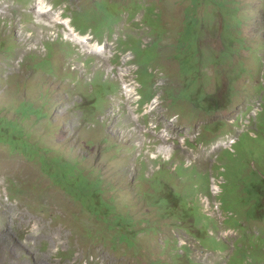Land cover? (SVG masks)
Instances as JSON below:
<instances>
[{
	"label": "rangeland",
	"instance_id": "374dc122",
	"mask_svg": "<svg viewBox=\"0 0 264 264\" xmlns=\"http://www.w3.org/2000/svg\"><path fill=\"white\" fill-rule=\"evenodd\" d=\"M43 2L44 12L40 0H0V119L33 144L0 138V264H228L239 234L225 224L218 187L226 181L222 189L237 196L264 177V70L250 49L264 63V0ZM86 94L84 104L107 100L90 117L79 107ZM207 94L218 108L203 105ZM136 99L140 107L158 100L141 112ZM57 158L78 165L79 185L65 187ZM161 168L163 177L195 169L211 179V197L205 181L199 200L177 192L167 206L174 217L202 207L225 252L207 238L202 248L158 206L184 192L182 177L149 180ZM111 199L119 217L135 220V234L109 226L118 220ZM255 256L264 264V251Z\"/></svg>",
	"mask_w": 264,
	"mask_h": 264
},
{
	"label": "trees",
	"instance_id": "16d2710c",
	"mask_svg": "<svg viewBox=\"0 0 264 264\" xmlns=\"http://www.w3.org/2000/svg\"><path fill=\"white\" fill-rule=\"evenodd\" d=\"M92 96L91 94H86L83 95L84 99H82V101L79 104V107L81 108V112L83 114L84 117H90V115L95 111V110H99L103 107V105H100V103H104L100 102V103H96L99 101V98H93L87 100L88 102H86L84 104V101L87 97ZM91 110V114H89V111ZM262 114H264V112H261ZM47 117V115H41L38 116V118L43 119ZM24 131V129H23ZM0 132L3 134L0 135V138H2L5 135H10V136H14V137H19L20 139H22V141L26 144V145H33L30 143V136L26 135L25 131L22 132V134H14L12 133V130L10 129V127H7L5 125V123L3 122V120L0 119ZM6 143H8L7 141H5ZM9 144V143H8ZM55 161L57 163H59V176H61L63 179H65V187H75L77 185H79V181H75V177H76V172L79 170L78 169V165L77 164H72L68 161L63 160L62 158H57L55 159ZM144 163V162H143ZM256 165V163H255ZM253 172H257L256 169H254L253 166H251ZM188 169H190V167H188ZM164 172H166L165 168H161L159 171H157L152 178H150L149 180H153L157 179L159 182H162L163 179H165L164 177H167V181L169 180V175L174 179L177 177H182L183 178V174L177 176L176 171L174 172V175H164ZM171 173V172H170ZM188 174H193V176H191L189 178V180L187 179V183H186V187L182 184L181 186L184 189V192L182 193L180 190L174 192V194L171 196V198L169 197L167 200L161 202V198H159V200H157V204L158 206L162 209V211L166 212V214H170L174 217V215L172 214V212L170 211L169 206L167 205H171V206H175L176 203H178V199L176 198L175 194L177 192H179V195L182 197L183 199H187L188 201L192 198V195L196 194L199 191V188L202 186V184L204 183V179L201 180L198 176V174L196 173L195 169H192L191 173ZM197 176V179L195 180V177ZM261 178H255V179H249V182L246 184V186L244 187V191L245 193H247L249 199L243 203H241L242 208L246 209V213L244 214L243 218L245 217H249L251 218H258V217H262L264 215V177H262V175H259ZM143 180H145L144 175L142 177ZM99 182L104 183V181L99 180ZM156 184L158 183H154L153 188L156 189ZM169 184V183H168ZM82 186H87L89 188V190L93 189L94 186L90 185L89 181L86 179L83 181V183H81ZM164 188L161 191V197H163L166 192L170 189H166ZM159 190V189H158ZM73 191V188L72 190ZM68 192V191H67ZM99 192L96 191L94 192L92 195H94V197L96 198V195H98ZM170 196V195H168ZM226 202L222 201V206L225 209H227L228 212H233V208L235 207V201L232 200L231 196H226ZM112 203H110L107 207L108 211H109V215L111 216H117L118 220H116L113 224H109V226L111 228H113L114 230L116 229L117 232L121 231V227L126 229V234L127 233H136L135 229L137 225H133L132 221L135 222V220L133 219L132 221L129 220H124L125 218L122 216H118L117 214V208L113 205L114 203V199H111ZM241 208V207H240ZM241 208V209H242ZM242 218V219H243ZM174 219L176 221H178V228H180L181 230H185L186 232L191 231L192 227L197 229V233L199 235V238L201 240L203 239H208L209 236L208 231H209V227L206 225H212L213 227L215 226L214 221L210 218L207 217L205 215L200 217V214L194 213V209L192 207H190L188 209V214L183 216V215H179L177 217H174ZM241 218L238 217H232L228 220L227 225L231 226L233 228L238 229L240 232H244L245 231V226L241 223ZM143 224V223H142ZM206 224V225H204ZM250 225V224H248ZM132 227V231H130V228ZM144 231V230H143ZM141 231V232H143ZM120 236V235H119ZM130 236V235H128ZM121 237V236H120ZM122 239L124 240V236H122ZM136 240L137 237H135L133 240H130L128 246L129 248L133 249V247L136 244ZM210 241L213 242V245H221L222 249L225 250V246L224 244H221V241L216 240V238L211 237V239H209ZM208 242L206 243H202V246H205ZM169 244V245H168ZM239 244H243L242 247H240L236 253H234L232 256H230V260L228 262V264H260L259 260L257 258V256H255V253H259L260 251H264V234L262 235V237L258 240V241H254L252 239H250L249 237H245L244 235H242ZM171 244L169 242H167L166 248L169 247ZM239 245V246H240ZM228 247V246H227ZM256 248L255 250L252 249ZM165 248V250H166ZM205 248V247H204ZM182 250L184 252H186L187 254L189 253V251H186V248H182ZM249 253V254H248ZM180 256H183V254H179L178 258H180ZM188 257V255H187ZM186 257V258H187ZM186 258H183V260H186ZM183 260H181V262H183ZM157 262V261H156ZM155 263V262H154ZM177 263V262H176ZM191 264H194L193 262H189ZM160 264H162V262H160Z\"/></svg>",
	"mask_w": 264,
	"mask_h": 264
},
{
	"label": "clouds",
	"instance_id": "9594fccd",
	"mask_svg": "<svg viewBox=\"0 0 264 264\" xmlns=\"http://www.w3.org/2000/svg\"><path fill=\"white\" fill-rule=\"evenodd\" d=\"M82 36H84V35H82ZM250 49H251V51H253L254 53H255V56H254V58H253V61L256 63V65H257V67H258V70L260 69V67H262V70H264V68H263V66H264V63L262 62L261 63V57H259V56H256V52L258 53V51L257 50H255V49H253V48H251L250 47ZM263 49H264V47H263ZM135 60V59H134ZM134 60H132V61H130L128 64L130 65V64H133L134 66H132V69L130 70V74L131 73H135L136 72V70H137V67H136V65H135V63H134ZM261 63V64H260ZM246 67V66H245ZM247 70V69H246ZM247 73H248V78L247 79H251V76H250V74H249V72H248V70H247ZM239 79V81H241V79L240 78H238ZM264 79V78H263ZM261 85H264V83H261ZM139 89H140V86H137L136 87V92H137V98L140 100V98H139V96H138V91H139ZM206 90V93H207V88L205 89ZM156 100H158V99H154L153 101H151L149 104H147V105H145L144 107H140V106H138L137 105V99L135 100V106H137L138 107V111H141V112H143L144 110L146 111L147 110V108L153 103V102H155ZM161 100V99H160ZM211 100H213L212 99V97H210L208 94H207V99L204 101V103H203V105L205 104V103H208V105H210L212 108L214 107V108H218L219 107V105H218V101H216V100H214V101H211ZM215 102V103H214ZM193 103H191L190 104V110L192 111V113H193V117H194V115H195V113L198 111V109L196 108V106L195 105H192ZM185 105H186V108H187V110H188V102H186L185 103ZM197 106H199V105H197ZM263 106V101H262V104H261V107ZM201 107V106H200ZM201 108H203V107H201ZM212 108L210 109V110H207V109H205V110H207L208 111V113L210 114V113H214L215 111H213L212 110ZM98 110V109H97ZM218 110H220V109H218ZM262 112V111H261ZM257 114H258V112H257ZM146 116H148V115H146ZM258 116V115H257ZM216 128V126H214V125H212V126H209V127H206L205 129H206V131H205V133H210V131H212L211 130V128ZM237 143V142H236ZM232 148V147H231ZM230 151V150H229ZM221 159V158H220ZM155 162H158V159H155L154 160ZM160 166H161V164H160ZM191 167V166H190ZM215 169H217L218 171H219V175H218V177L219 178H222L223 177V167L221 166V165H219V167L218 166H216L215 167ZM174 172H175V170H174ZM173 172V173H174ZM191 173V172H190ZM191 176H193V174H188V177L186 176L185 178H182V184L186 187V183H187V179L189 180V178L191 177ZM206 177L207 176H203V174H200L199 175V178L201 179V180H203L204 179V182L206 181ZM197 179V176L195 177V180ZM249 181H247V183H248ZM212 183V182H211ZM226 183V181H224L223 182V184H225ZM247 183H245L238 191H237V196H235L232 192H227V191H224L223 189H222V186H223V184H220L219 185V189L221 190V194L220 195H218L217 197H216V199H217V201L220 203V205H221V207H222V209H223V211L227 214V219H226V221H225V224H226V226L227 227H229V228H231V229H234L236 232H238V234H239V238L237 239V241L235 242V244H234V247H233V254L234 253H236L237 252V250L240 248V247H242L243 246V244H239V241H240V239H241V237H242V235H244L245 237H249L250 239H252V240H254V241H258L261 237H262V235L264 234V229L263 228H261V224H263L264 225V215L262 216V217H258V218H249V217H245V218H243V216H244V214L246 213V209L245 208H242V205H241V203H243V202H245V201H247L248 199H249V197H248V195H247V193H245V191H244V187L246 186V184ZM197 194H198V200H199V197H200V193L199 192H197ZM209 194L210 195H212V192H211V190H209ZM226 196H231V198H232V200L233 201H235V207L233 208V212H228L227 211V209H225L224 210V208H223V206H222V201H225L226 202V199H227V197ZM238 197H239V200H238ZM224 199V200H223ZM200 203V202H199ZM237 204H239L240 206H241V210H242V215L240 216V217H238L237 215H236V212H235V209H236V206H237ZM201 206V205H200ZM203 215H205V216H207V217H210L213 221H214V224H215V226L213 227L212 225H206V224H204V225H206V226H208L210 229H209V231H208V234H209V236H211V237H213V238H216V240H218V241H221L223 244H224V242L222 241V240H220L218 237H217V235H210V231L211 230H214L216 233H218V222L216 221V219L215 218H213V217H211V216H209L208 214H206L205 213V211H204V209L201 207V211H200V217L201 216H203ZM234 218V217H238V218H243L242 220H241V223L245 226V231L242 233V232H240L238 229H236V228H233V227H231V226H228L227 225V222H228V220L230 219V218ZM248 224H250V225H248ZM198 231H197V229L196 228H194V227H192V229H191V231H189V232H187L188 233V235L189 236H191V237H193L194 239H196L197 240V242H198V244L203 248V247H205V248H207V246L205 245V246H202V243H203V240H201L200 238H199V235H198V233H197ZM258 234V236L256 235V233ZM211 237H208V239H211ZM207 244H211V243H207ZM212 245V244H211ZM240 245V246H239ZM224 246L226 247L225 248V250H227V244H224ZM225 250H224V252H225ZM232 254V255H233ZM232 255H230V256H232ZM230 256H229V260H230Z\"/></svg>",
	"mask_w": 264,
	"mask_h": 264
},
{
	"label": "bare ground",
	"instance_id": "6f19581e",
	"mask_svg": "<svg viewBox=\"0 0 264 264\" xmlns=\"http://www.w3.org/2000/svg\"><path fill=\"white\" fill-rule=\"evenodd\" d=\"M44 0H40V3H42V5L40 4V7H39V9L40 10H42V8L41 7H44L43 8V12H44V10H45V8H46V5L44 4V2H43ZM65 24H66V26L68 27V28H70L71 30H72V28H71V26H70V24L68 23V21H66V22H64ZM73 31V30H72ZM74 34V38H75V40L80 44V45H82V43H83V45H91V43H90V40H89V38L88 37H85V36H81V35H79V34H77V33H73ZM87 39V40H86ZM89 41V42H88ZM97 47V46H96ZM98 49H102V46H98ZM134 81L137 83V85L139 86V84H138V79L137 78H135L134 79ZM139 100V99H138ZM206 182L207 183H209V189H208V185L207 184H205L206 186H207V188H206V190H204L205 192H207V195H208V197H211V195L209 194V190H211V179L210 178H206ZM199 193H200V191H198ZM222 253H223V251H222Z\"/></svg>",
	"mask_w": 264,
	"mask_h": 264
}]
</instances>
